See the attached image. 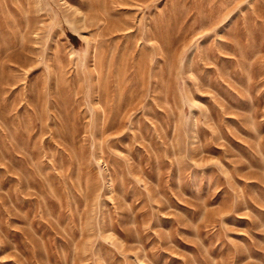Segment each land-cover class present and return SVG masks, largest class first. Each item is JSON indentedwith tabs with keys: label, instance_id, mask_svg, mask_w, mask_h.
<instances>
[{
	"label": "rangeland",
	"instance_id": "374dc122",
	"mask_svg": "<svg viewBox=\"0 0 264 264\" xmlns=\"http://www.w3.org/2000/svg\"><path fill=\"white\" fill-rule=\"evenodd\" d=\"M0 264H264V0H0Z\"/></svg>",
	"mask_w": 264,
	"mask_h": 264
}]
</instances>
